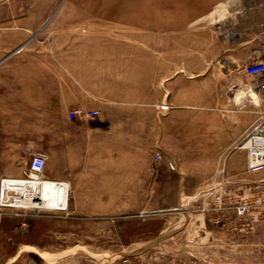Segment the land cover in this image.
Returning a JSON list of instances; mask_svg holds the SVG:
<instances>
[{
  "label": "rangeland",
  "instance_id": "1",
  "mask_svg": "<svg viewBox=\"0 0 264 264\" xmlns=\"http://www.w3.org/2000/svg\"><path fill=\"white\" fill-rule=\"evenodd\" d=\"M259 3L264 0H0L2 139L21 143L29 159L43 154L46 120L56 121L50 115L64 105L69 86H77L78 74L102 94L101 114L124 112L126 118L120 115L116 122L140 121L142 54L147 48L150 58L156 57V47L165 57H172L174 49L182 64L184 99L202 100L212 87L214 97H233L235 108H250L253 100L245 96L237 102L235 94L242 85L257 92L255 78L243 75L246 63L226 70L227 53L244 24L260 13ZM226 78H234L235 86L228 87ZM263 96L255 101L257 119L264 113ZM191 105L199 110L198 104ZM184 112L179 110L175 119L179 149L148 156L141 146L133 150L139 168L147 157L155 166L160 153L158 164H165L170 175L145 181L138 177L132 199L69 198L64 211L29 213L22 221L10 213L15 211L5 210L0 254L30 250L49 264H264V244L255 245L253 233L241 241L213 221L206 229L199 227L215 188L211 185L220 180L227 156L244 135L225 146L202 143L211 132ZM220 121L211 120L218 127ZM219 130L212 132L213 138ZM152 186L153 192L143 193ZM86 203H99L102 212L79 213ZM260 237L264 243V234Z\"/></svg>",
  "mask_w": 264,
  "mask_h": 264
},
{
  "label": "crops",
  "instance_id": "2",
  "mask_svg": "<svg viewBox=\"0 0 264 264\" xmlns=\"http://www.w3.org/2000/svg\"><path fill=\"white\" fill-rule=\"evenodd\" d=\"M243 28L234 40L232 52L227 53L226 70H236L252 59L264 58V40L262 41L264 38L261 39L264 35V11L246 22ZM251 31L261 33L257 35ZM249 48L252 49V53H248ZM154 50H156V57L150 58L148 48L142 54V78L145 82L141 100L144 107L138 117L140 121L116 122L120 115H125L126 118L127 113L124 112L106 110L101 114L104 107L101 101L102 94L94 90L91 84L83 82L84 79L79 74L76 75L77 86H69L67 98H62L61 102L64 105L55 112V116L50 115V118H55L56 121L46 120L43 152L45 165L42 175L48 180L66 183L68 199H132L136 196L132 183L135 179L138 180V177L141 176L145 181L158 180L170 175L171 172L165 164L157 162L155 166H152L148 157L146 163L139 168L137 161L133 159V150L141 146L148 156L150 152L179 149L180 141L175 133L178 129V123L175 124V119H178L176 113L179 110L184 109V117L198 120L196 122L200 127L204 126V129L211 132L203 136L206 138H202V143L220 141L219 143L224 146L241 138L257 119L258 109L255 101L251 103L250 108L243 109L244 103H242L243 106L235 108L233 97L222 96L218 99L214 97L212 87L206 89L202 100L190 97L184 99L180 85L182 64L178 57H174V49L172 57L162 56L165 52H161L162 49L159 47ZM152 52L151 54H154V51ZM235 81L234 78H226L225 83L228 87L235 86ZM107 95L113 94L109 92ZM191 103L198 104L199 110H196V106H192ZM162 104L167 105V108L162 109L160 107ZM77 107L98 109L100 115L92 120H68L65 109L71 110ZM234 114L237 115L233 118ZM46 117L49 119V115ZM218 117L221 119L220 127L214 126L211 122L212 118ZM219 128L220 133L217 132L213 138L212 132L218 131ZM3 135L4 133L0 135V179L6 176H23L27 171L29 156L22 154L21 143L14 140L6 143L2 139ZM219 136L222 137L218 140ZM220 148L225 150L226 147ZM263 178L264 171L251 173L246 170L245 151L237 149L227 156L226 169L220 180L211 185V188L215 186L213 192H221L224 196H237L245 182ZM153 188L152 186L150 190L143 193L149 194L153 192ZM100 207L99 203H86L78 212L99 214L102 212ZM10 213L19 216L21 221L22 218L29 216L22 212ZM6 214L3 212L0 217ZM212 215L206 210L203 211V220L199 223V227L206 229L207 222H212ZM216 228L232 233L241 241L246 240V236L252 235L255 245L264 244L260 237L264 234V221L254 224L246 233H235L225 227ZM19 246L29 245L22 243ZM50 262L46 257L30 253V250H21L12 255L0 254V264H49Z\"/></svg>",
  "mask_w": 264,
  "mask_h": 264
},
{
  "label": "built area",
  "instance_id": "3",
  "mask_svg": "<svg viewBox=\"0 0 264 264\" xmlns=\"http://www.w3.org/2000/svg\"><path fill=\"white\" fill-rule=\"evenodd\" d=\"M263 4L259 3L257 6L260 13L264 11V6H261ZM261 37L264 38V35ZM242 72L245 76L255 78L254 85L257 92L264 94V58L250 60L242 67ZM160 107L166 109L167 105L162 104ZM99 115L98 109L83 107L71 109L67 113L69 120H92ZM235 148L245 151L247 171L251 173L264 171V113L251 124ZM154 160L156 162L161 160L160 153L155 154ZM44 165V155L34 153L29 159L27 171L23 176H6L0 179V214L5 210L28 215L38 211H51L34 204L39 201L38 187L45 184L61 187V182L43 177ZM168 167L173 170L174 164L168 162ZM30 184H32L31 189H29ZM210 199L205 210L213 214L212 221L235 233H246L254 224L264 221V178L245 182L237 196H224L221 192L212 191Z\"/></svg>",
  "mask_w": 264,
  "mask_h": 264
},
{
  "label": "bare ground",
  "instance_id": "4",
  "mask_svg": "<svg viewBox=\"0 0 264 264\" xmlns=\"http://www.w3.org/2000/svg\"><path fill=\"white\" fill-rule=\"evenodd\" d=\"M194 22V21H193ZM258 92L252 90L249 85H242L235 94V98L238 101L249 97L253 101H257ZM246 154V153H245ZM31 189L32 184L29 185ZM36 189V186H34ZM39 194V201L34 204L40 205V207L51 210V211H64L68 205V186L66 183H61V187H56V185H43L37 189ZM63 195L62 197L60 195Z\"/></svg>",
  "mask_w": 264,
  "mask_h": 264
}]
</instances>
